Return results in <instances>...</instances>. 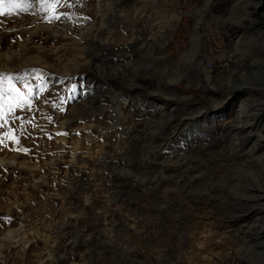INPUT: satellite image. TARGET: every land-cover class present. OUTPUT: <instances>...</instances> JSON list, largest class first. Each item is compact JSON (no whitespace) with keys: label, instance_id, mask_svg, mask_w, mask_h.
<instances>
[{"label":"rangeland","instance_id":"374dc122","mask_svg":"<svg viewBox=\"0 0 264 264\" xmlns=\"http://www.w3.org/2000/svg\"><path fill=\"white\" fill-rule=\"evenodd\" d=\"M99 1L0 3V264H264L257 167L262 192L244 203L227 178L209 192L164 170L199 145L216 158L192 156L197 178L244 170L225 157L229 136L253 142L231 120L257 84L246 67L263 56L262 17L248 38L229 0Z\"/></svg>","mask_w":264,"mask_h":264},{"label":"bare ground","instance_id":"6f19581e","mask_svg":"<svg viewBox=\"0 0 264 264\" xmlns=\"http://www.w3.org/2000/svg\"><path fill=\"white\" fill-rule=\"evenodd\" d=\"M227 3L231 4V7L233 6L231 8L232 11H230V13L228 15L230 17L237 16V6L239 4L240 5L242 4L243 6H245L244 10H246V11L243 13V18H247L250 21V23L249 24L246 23L247 28L242 33L244 37L247 36L249 38V34L253 33L252 28H255L256 23L253 22L252 20H254V18H256L254 16L256 13L260 14L263 21H261L258 25H256V27L259 26V28L261 29L260 31L258 30L259 31L258 36H260V38L264 41V10L258 8L259 4L252 2V0H229ZM101 4H102V1L100 0L98 2L99 7L106 5V4H103L101 6ZM210 5H211L210 0H203V8L204 9L205 8L207 9ZM198 12L200 14L201 10H199ZM174 17H175V14L172 13L171 17L169 19H167L166 24L169 27H172L171 22H173ZM94 20L96 21L98 19L95 18ZM102 21L103 20L101 19L100 22H102ZM135 21L137 22V20H135ZM135 21H134V23H135ZM161 24H159V25L161 26ZM48 28L50 29L52 27H48ZM259 28H257V29H259ZM159 29H162V28H159ZM156 31H158V30H156ZM253 35L255 37L256 34H253ZM242 38L238 39L235 43L231 44L232 52H237V51L239 52V50H240L239 42ZM245 47H247V46H245ZM251 47H252V44H251ZM251 50H253V49L251 48ZM42 51H45L44 47H42ZM61 51H62L61 47H57V48H54L53 50H51L49 52V54H52L54 56V55L59 54ZM190 52H192V51H190ZM254 53H256V52H254ZM36 54L39 56L38 51ZM256 54H257V57L254 59H250V61L248 62L249 64L248 65L246 64L247 65L246 70L249 71L250 73L256 74L258 77L255 81L257 83L256 87H254L255 88L254 90H251V89H246V90L243 89L242 90L243 92H241V96L239 97L240 101H239V106L237 107L236 115L231 120V123L233 124L232 126L235 129V131L236 130H240V131L245 130L244 133H247V135H248L247 138L248 139L253 138V142L251 145L249 144L250 146L248 148H246L245 147V141L236 137V135H239V133L233 134V136L228 137V139L230 141V149H229V153H228L229 156L226 154V157H225V155L221 156L220 158L218 157L220 160H222L223 157H225V158L231 157V153H232L233 158H232V161L229 162V166L231 165V168L241 167L244 170L233 172L232 174H234V175L231 174L228 176V174H227L226 177H222L224 175V171H219V169L218 170L216 169V170L212 171L211 175H210V173H208L204 177L201 175L197 178L198 175H196V174H198V172H199V166H196L197 164L196 165L194 164L195 165L194 166L191 163L192 156L195 155L199 159H206L207 158L210 161L211 160L214 161V158H216L214 156V153H212L210 151V149L204 145H199L198 147L191 148L190 151H187V153H185V155L180 158V160L177 162L176 166L164 168V170H166L165 172H167V173H170V172L177 173L180 171H185L187 173L188 177H190L191 179H197L196 183L198 185H200L201 187H205L207 189V191H209V192L215 189L214 190L215 192L220 193L221 190L219 191L218 187L212 186L211 182L217 181L220 178H227V180H229L230 183H233L236 190L238 189V192L236 191L234 194L230 195L231 197L234 196L238 203L239 202H243V203L247 202L250 200L251 197L257 198V196L259 197V194L262 192L261 184L255 183L253 178L251 179L249 176H247V174H249V172H251L252 169L256 168V167H257L256 169H258L260 172H262L264 174V165L260 166L257 163V161H260V163H264V128L260 127V122L264 119V104L263 105L262 104H260V105L254 104L253 105L254 101L251 100L253 96H260V98H262L264 101V50H263V56L260 53H256ZM235 57H236V63H237L240 60V55H238V53H237V56H235ZM183 58H188V57H186V55H185ZM0 59H1V67L6 68L8 70V66H9L8 65V54L3 55ZM9 69H10V66H9ZM237 75H236V77H237ZM224 84H226V83L224 82ZM257 88L259 91L257 90ZM117 89H118V86H115V89L113 91H115ZM234 91H235V89H233L232 87H227L226 95L217 101L218 104L215 107L217 108L218 106H221V104L223 102H225V100H227L228 98H231L233 96ZM112 102L116 104L115 108L117 109L118 104H117L116 100L114 99ZM157 142H158V139L155 141V144H157ZM217 156H220V155H217ZM215 164H217V163H215ZM229 166H228V168H229ZM204 168L205 167L203 166L202 169L205 170ZM200 173L202 174V172H200ZM263 195H264V193H263ZM199 196H200V193H199ZM260 198H262V197H260ZM195 201H197V200H195ZM186 202H187V200H186ZM259 206H261V205H259ZM241 213L245 214L242 211L238 212L237 214H241ZM241 215H239V216L241 217ZM254 216H258L257 218H255V220L257 221V223H259V226L257 228L253 227L256 229L255 235H256V237L257 236L262 237L261 235L264 234V214L258 213V214H255ZM243 218L244 217H242V219Z\"/></svg>","mask_w":264,"mask_h":264},{"label":"snow or ice","instance_id":"6c2138e0","mask_svg":"<svg viewBox=\"0 0 264 264\" xmlns=\"http://www.w3.org/2000/svg\"><path fill=\"white\" fill-rule=\"evenodd\" d=\"M3 2V0H0V3H2ZM57 2H58V0H57ZM15 7H18L19 5H14ZM53 7H55V5H53ZM0 75H2V74H0ZM29 91V95L31 94V89H29L28 90ZM18 95V94H17Z\"/></svg>","mask_w":264,"mask_h":264}]
</instances>
